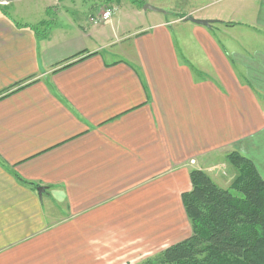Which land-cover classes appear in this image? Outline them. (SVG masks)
Instances as JSON below:
<instances>
[{
	"label": "crops",
	"instance_id": "crops-1",
	"mask_svg": "<svg viewBox=\"0 0 264 264\" xmlns=\"http://www.w3.org/2000/svg\"><path fill=\"white\" fill-rule=\"evenodd\" d=\"M58 1L0 11V264H138L190 237L191 171L224 188L237 153L264 179V0L116 42Z\"/></svg>",
	"mask_w": 264,
	"mask_h": 264
},
{
	"label": "trees",
	"instance_id": "trees-1",
	"mask_svg": "<svg viewBox=\"0 0 264 264\" xmlns=\"http://www.w3.org/2000/svg\"><path fill=\"white\" fill-rule=\"evenodd\" d=\"M20 0H0L13 3ZM102 7L120 0H101ZM142 9L144 0H125ZM238 176L227 189L191 171V191L181 196L191 235L141 264H264V179L246 158L232 153Z\"/></svg>",
	"mask_w": 264,
	"mask_h": 264
},
{
	"label": "rangeland",
	"instance_id": "rangeland-1",
	"mask_svg": "<svg viewBox=\"0 0 264 264\" xmlns=\"http://www.w3.org/2000/svg\"><path fill=\"white\" fill-rule=\"evenodd\" d=\"M51 0H46V2ZM59 0L58 6L50 9V11H58L64 10L63 7H67V14L71 19H73L72 23L77 24L76 19L74 17H87V15H94L101 8L98 16L94 17V20L98 21L97 30L100 31V34L105 35L107 38H112L114 42H116L117 37H123L127 34H131L136 30L141 28L150 26L151 24L162 21V22H179L180 14L186 11L187 8L191 6V0H144L146 5H152L157 11L151 10H143L138 9L130 5L125 0H120L118 2H114V4L108 7H102L101 0ZM208 1V0H206ZM41 2H45V0H41ZM209 2V1H208ZM207 2V3H208ZM206 3V4H207ZM14 4H0V11L4 12H12V11H20L24 10L23 8H17L20 4H15V8H13ZM39 5H35L34 8H29L26 10L25 16L28 13H36L38 12ZM106 11H112L111 18L107 23L99 22L102 14ZM136 12L138 14H136ZM54 20V19H53ZM93 20V19H92ZM51 21V19H50ZM85 21V20H84ZM87 23V22H86ZM48 28H60L65 27L69 29V25L67 21L56 18L54 23ZM111 24V25H110ZM174 39L177 41L178 38L180 40V26L172 25ZM87 28V25H85ZM189 37V34L184 33V38ZM180 47V41L177 42ZM224 170V169H223ZM238 176V170L234 168V166L230 165L229 162L226 164V171L222 172V177H220V181L218 182L220 185H224L222 189H227L232 181ZM226 187V188H225ZM221 188V187H220ZM159 254V253H158ZM157 255V254H156ZM155 256V255H154ZM152 256V257H154ZM150 257V258H152ZM149 259V258H147ZM140 261L138 264L143 263L145 260Z\"/></svg>",
	"mask_w": 264,
	"mask_h": 264
},
{
	"label": "water",
	"instance_id": "water-1",
	"mask_svg": "<svg viewBox=\"0 0 264 264\" xmlns=\"http://www.w3.org/2000/svg\"><path fill=\"white\" fill-rule=\"evenodd\" d=\"M143 10H151V11H157L154 7H152L151 5H145L143 7ZM184 21L186 22H189L191 24H194V25H198V26H202V27H205V28H209L213 22L212 21H207V20H196L192 17H187L186 19H184ZM38 192H42V189H38Z\"/></svg>",
	"mask_w": 264,
	"mask_h": 264
},
{
	"label": "built area",
	"instance_id": "built-area-1",
	"mask_svg": "<svg viewBox=\"0 0 264 264\" xmlns=\"http://www.w3.org/2000/svg\"><path fill=\"white\" fill-rule=\"evenodd\" d=\"M111 13H112V11H106V12H104V13L102 14L101 18L99 19V22H103V23H105V22L109 21L110 18H111ZM91 22H92L94 25L98 24V21H97V20H94V19H93ZM191 164H194V162L191 161Z\"/></svg>",
	"mask_w": 264,
	"mask_h": 264
}]
</instances>
